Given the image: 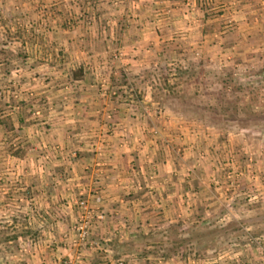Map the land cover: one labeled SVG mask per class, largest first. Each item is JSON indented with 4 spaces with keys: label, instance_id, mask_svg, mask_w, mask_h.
I'll list each match as a JSON object with an SVG mask.
<instances>
[{
    "label": "crops",
    "instance_id": "1",
    "mask_svg": "<svg viewBox=\"0 0 264 264\" xmlns=\"http://www.w3.org/2000/svg\"><path fill=\"white\" fill-rule=\"evenodd\" d=\"M126 1L123 15H130L107 22L109 29L122 25V31L106 32L100 20L83 18L73 34L39 39L50 49L4 55L11 59L12 101L8 93L0 107L7 109L14 131L4 128L6 116L0 117V202H14L34 233L27 264H117L121 259L125 264H199L182 263L174 254L159 258L133 252L153 248L158 233L151 224L175 226L177 218L190 216L197 200L214 203L208 187L214 181H188L186 167L205 148L210 160L204 168L212 174L219 137L214 130L175 125V112L152 107L145 114L143 104L156 106L148 97L132 107L130 92L140 87L132 80L152 64L174 61L175 41L183 31L194 56L214 61L264 50V0H188L183 24L175 19L184 10L178 0ZM69 3L61 0L60 11L68 13ZM72 5L82 9L80 3ZM117 53L121 57L113 64ZM77 71L81 78L74 80ZM109 90L124 95L114 98ZM109 115H115L113 132ZM155 130L161 138L152 135ZM180 144L183 160L175 157ZM8 147L21 156H11ZM96 197L102 201L92 215L90 247L80 248L73 243V226L82 213L77 203L94 204Z\"/></svg>",
    "mask_w": 264,
    "mask_h": 264
},
{
    "label": "rangeland",
    "instance_id": "2",
    "mask_svg": "<svg viewBox=\"0 0 264 264\" xmlns=\"http://www.w3.org/2000/svg\"><path fill=\"white\" fill-rule=\"evenodd\" d=\"M60 1L0 0V76L4 82L1 84L3 88H0V105L4 103L3 98L8 96L9 102L12 101L11 59L4 55H10L13 50L28 52L39 48L50 49L44 47L39 39L49 33L73 34L83 18L91 17L97 23L100 20L101 29L105 28L106 32L122 31V25L119 30L115 28L116 25L111 30V24L107 25V22L115 19L116 23L123 22L130 15L129 11L127 16L123 15L128 4L123 0H69L73 1L72 4L80 3L82 9H73L69 3L68 13L60 11ZM178 1L186 12L181 11V15H175V19L183 24L190 3L188 0ZM128 7L131 8V5ZM77 12L80 14L78 19ZM186 39L187 33L183 31V35L175 41L174 61L166 62L168 59H164L158 65L152 64L153 67L149 69L157 71L163 66L166 69L163 74L156 72L150 77L152 74L143 72L135 77L141 80L137 83L140 87L133 95L131 105L148 97L156 106L143 104L142 112L145 114H150L152 107H157L161 112H175V125L214 130L219 140L213 146L211 155L217 169L213 175L206 172L204 163L210 160V153L205 148L198 149L194 163L190 162L186 167L190 176L188 181L201 185L210 179L217 183V189L221 182H228L227 172L232 171L234 176H238L240 187L233 194L230 192L226 195L218 192L214 184H207L216 199L212 205L209 206V201L197 200L190 207V211L193 210L190 216L177 218L175 226L170 221H166L162 228L151 224L149 229L158 233L152 240L153 248L138 249L133 253L144 257L148 253L155 255L157 251L164 250L162 255L165 258L175 255L182 263L189 261L199 264H209L208 260L218 258H222L223 264H239L234 260L238 254L242 261L240 264H264V50L258 47L253 50L255 53L250 50L247 56L227 55L222 60L214 61L201 53L194 56ZM120 54L112 58L113 64L115 61L118 63ZM20 58L22 61L27 59L23 56ZM186 71L190 74L181 78V72ZM37 80L35 78L33 81L36 83ZM109 91L114 98L124 95ZM21 103L27 104L24 101ZM6 110L0 107V117L6 116ZM114 116L107 117L111 132L117 125ZM1 120L4 121V128L14 131L11 117L6 116ZM152 135L161 138L158 130ZM8 150L11 156L18 153L11 152L10 147ZM184 151L183 145H175L177 159H184ZM250 192H254L255 199L250 198ZM15 206L7 199L0 202V233L7 232L9 237L18 238L11 240L12 252L1 249L0 264H27L29 256L33 254L28 240L33 239L34 233L29 232L26 217ZM181 207L185 208L183 204ZM192 230L194 232L190 237Z\"/></svg>",
    "mask_w": 264,
    "mask_h": 264
},
{
    "label": "built area",
    "instance_id": "3",
    "mask_svg": "<svg viewBox=\"0 0 264 264\" xmlns=\"http://www.w3.org/2000/svg\"><path fill=\"white\" fill-rule=\"evenodd\" d=\"M220 165L222 166V164ZM225 166H228V165L226 164ZM234 175L235 174L232 171L227 172L228 182H225V183L221 182V184L216 186L217 189L215 188V185L217 184L216 183L214 184V188L218 192H221L222 194H226V195H228V193L230 192H232L233 194L235 191H238L240 187L239 186L240 181H239L238 176H234ZM253 193L254 192L248 193L251 195L250 196L251 199L256 198V195H254ZM101 201L102 199L100 197L95 198L94 204H91L86 199H81L78 201L77 206L80 208L82 213L79 215L78 220L75 222L73 226V234H74L73 243L76 246L80 248H84V249H88V247H90L89 243H90L91 229L93 226V223H92L93 216L92 215L97 210L96 206L101 204ZM234 260H236L235 262L239 264L242 262L238 254L235 255ZM208 263L209 264H223V261H222V258H218L216 260H208ZM64 264H67V262H65ZM117 264H125L124 259L119 260Z\"/></svg>",
    "mask_w": 264,
    "mask_h": 264
},
{
    "label": "trees",
    "instance_id": "4",
    "mask_svg": "<svg viewBox=\"0 0 264 264\" xmlns=\"http://www.w3.org/2000/svg\"><path fill=\"white\" fill-rule=\"evenodd\" d=\"M152 70V69H151ZM151 70H148V71H146V72H144V74L146 73V74H156V72H160V73H164L165 71H166V69H165V67H163V66H160L159 67V70H157V71H151ZM153 74L152 75H150V77H153ZM181 78H183V77H185L187 74L189 75L190 74V72L188 73L187 71L186 72H181ZM180 75V74H179ZM72 77H73V79L74 80H79L80 78H81V76H80V73L77 71V72H74L73 74H72ZM180 77V76H179ZM140 80L141 79H139V78H136L135 80H133L134 81V84H135V82H136V84L138 83V82H140ZM166 80V79H165ZM137 86V85H136ZM138 92V89H134V90H132L131 92H130V94H132V95H135L136 93ZM4 122V121H3ZM15 155H19L18 153H15ZM194 231L192 230L191 232H190V237L192 236V234L191 233H193ZM18 238H17V236H13V237H9V234L7 233V232H1L0 233V245L2 246V248H0V251H2L1 249H3V250H5L7 253H10V252H12V246H10V243H11V240H17ZM198 248H201V247H198ZM164 252V250H159V251H157V254L155 253V256L157 255L159 258H165V256L164 255H162V253Z\"/></svg>",
    "mask_w": 264,
    "mask_h": 264
}]
</instances>
